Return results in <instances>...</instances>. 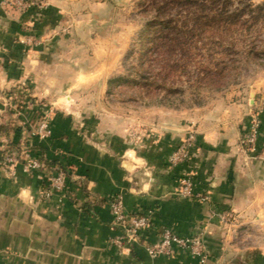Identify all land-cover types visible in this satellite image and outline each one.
<instances>
[{
  "label": "crops",
  "instance_id": "1",
  "mask_svg": "<svg viewBox=\"0 0 264 264\" xmlns=\"http://www.w3.org/2000/svg\"><path fill=\"white\" fill-rule=\"evenodd\" d=\"M6 2L0 0V126L5 144L27 156L44 157L48 165L60 163L68 175V194L42 197V171L19 169L13 177L0 172V264H264V89L253 103L224 101L218 118L203 112L189 159L172 165L169 157L184 140L186 123L131 146L111 119L103 118L102 126L98 116L83 112L81 102L59 97V90L70 87L57 80L58 60L67 55L52 50L57 42L52 17L17 14ZM29 34L42 44H24ZM63 69L77 76L66 64ZM25 88L34 98L26 116L2 112L5 96ZM252 104L261 130L254 150L247 151L240 139L248 129ZM45 118L51 137L33 136L27 126ZM184 176L193 178L191 197L178 193ZM117 195L127 213L152 219L143 243L156 242L161 227L180 236L199 235L208 250L206 261L186 251L151 259L142 242L114 244L111 240L121 232L113 225L109 202ZM228 214L245 226L221 222Z\"/></svg>",
  "mask_w": 264,
  "mask_h": 264
},
{
  "label": "rangeland",
  "instance_id": "2",
  "mask_svg": "<svg viewBox=\"0 0 264 264\" xmlns=\"http://www.w3.org/2000/svg\"><path fill=\"white\" fill-rule=\"evenodd\" d=\"M27 2L26 9L6 3L17 14L55 21L52 50L67 55L58 60L57 80L71 88L59 97L81 102L102 126L111 119L131 146L179 123L196 134L203 112L218 118L224 101L253 103L264 89V0ZM35 38L24 44H42ZM65 64L76 77L64 73ZM13 94L24 102L7 105ZM33 99L27 88L8 93L1 111L26 116ZM235 222L224 224L245 226Z\"/></svg>",
  "mask_w": 264,
  "mask_h": 264
},
{
  "label": "built area",
  "instance_id": "3",
  "mask_svg": "<svg viewBox=\"0 0 264 264\" xmlns=\"http://www.w3.org/2000/svg\"><path fill=\"white\" fill-rule=\"evenodd\" d=\"M9 2L18 6L17 8L26 9L29 7L27 0H9ZM32 39H28V42ZM25 41H23L24 43ZM16 94L6 98L7 105L21 104L24 101L17 98ZM261 130V119L257 114L250 116V123L245 134L240 139V145L247 151L254 150ZM32 135L40 139H48L52 135L48 119L45 118L32 127ZM196 134L189 132L184 140L176 147L169 157L172 165H178L186 162L194 148ZM6 138L0 130V172L10 177L16 175L20 169L30 174L34 171L44 173L45 187L42 190V197H50L54 194H68V175L64 169L57 166L44 164L41 157L26 155V151L12 145H7ZM193 178L184 176L179 180L178 193L183 197L193 196ZM110 211L113 216V225L120 230L121 235L113 238L111 241L122 246L123 244H141L144 245L147 255L151 259L161 257H173L179 251H186L192 257L199 258L203 263L208 257V250L199 235L180 236L167 227H161L159 230L158 240L154 243L144 242V232L152 228V219L147 214L127 213L120 195L114 196L110 202ZM223 223H236V217L233 214L223 215L220 218Z\"/></svg>",
  "mask_w": 264,
  "mask_h": 264
},
{
  "label": "trees",
  "instance_id": "4",
  "mask_svg": "<svg viewBox=\"0 0 264 264\" xmlns=\"http://www.w3.org/2000/svg\"><path fill=\"white\" fill-rule=\"evenodd\" d=\"M3 129H4V128H3ZM3 129H2L1 126H0V130H1L2 133H3V131H2ZM12 146H14V145H12ZM14 147H16V146H14ZM17 148H19V147H17ZM42 160H43V163H44V164H48V160H47L46 158L43 157ZM57 164H58L59 168L63 169V167H62V165H61L60 163H57ZM57 164H56V165H57Z\"/></svg>",
  "mask_w": 264,
  "mask_h": 264
}]
</instances>
